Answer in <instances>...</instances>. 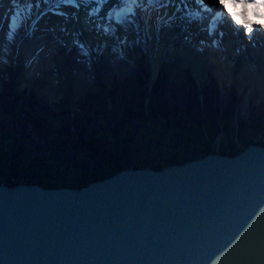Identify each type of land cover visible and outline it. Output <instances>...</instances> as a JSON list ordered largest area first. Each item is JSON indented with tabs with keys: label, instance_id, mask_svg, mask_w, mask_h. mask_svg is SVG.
Listing matches in <instances>:
<instances>
[{
	"label": "rangeland",
	"instance_id": "obj_1",
	"mask_svg": "<svg viewBox=\"0 0 264 264\" xmlns=\"http://www.w3.org/2000/svg\"><path fill=\"white\" fill-rule=\"evenodd\" d=\"M25 1L26 3L29 1L31 4L39 3L40 7L35 10H41L43 17H49L50 20L55 18L51 22L59 19L61 25L58 26L59 22H57L56 26L54 24L44 29L46 33L54 34L58 43L61 40H65L67 43L69 40L71 41L69 46L72 47L71 43L74 40L73 38L70 40V37L74 33L78 37L80 31L85 33L88 30L84 27L80 28L79 31H74L78 20L83 21L87 26H91L90 28L95 30L93 35L100 36V40L103 37L102 32H104V27L107 25L98 23L99 17L89 15L92 8L88 3L85 4L84 0H77L80 5L79 8L70 5L73 10V13L72 10L69 12L70 16L62 11L61 8L64 4H60L59 8L53 7L59 3V0ZM233 1L235 2V0ZM0 2L3 9L15 12L13 0H0ZM111 2L119 4L123 9L125 7L124 0H111ZM201 2L206 4V9L219 10L221 14L222 8L227 5H221L219 0H213L212 2L211 0H201ZM121 7L112 9L111 12L118 11ZM162 9L164 7L161 3H153L146 11L159 15L158 19L156 16L153 19L157 21L162 19L161 17L164 15ZM78 10H81V14L84 16L83 19L78 17ZM59 11L61 14H58ZM242 11H244L243 8ZM141 13L142 11L138 12L136 17L132 19L131 24L126 22L128 28H120L118 24L111 25V30L108 31V36H111V38L105 37V40H102L103 42L96 43L98 48H95V51L105 56L103 60H101L102 57L99 58L98 63L99 67L103 65L102 67L107 72L106 77L100 75V68H95L94 64L93 66L91 64L88 69L91 76L89 71L84 68V72H87L85 75L87 79L81 77L75 82L76 90L73 98L63 95L59 100L51 101L48 99L47 93L38 90L37 86L30 81L24 80V76L32 63L29 59L25 61L23 69L15 68L7 74L0 75V184L5 183L11 187L12 183L20 181V184L43 183L44 187L55 188L87 185V181L97 173V164L90 162L70 147L72 141L79 138L82 129H92L96 135L109 137L117 136L120 133L121 136L118 135V138L109 139L108 146L111 158L114 156L126 157L125 163L131 165V168L146 167L147 165L156 168L162 165L180 164L191 159L201 158L204 154L199 149L197 141L210 143L213 154L223 155H228L233 149L242 150L247 141L264 146V86L260 85L256 74L250 71L245 64L237 62L235 58L232 61L212 58L210 53L212 51L209 50L215 51L222 47L225 48V52L223 51L222 54L224 58L228 56L229 50L235 53L241 52L234 41H227V31L223 29L225 37L223 36L221 39L215 37L214 32L212 36L215 37L214 44L208 47L209 49L201 48L202 50H198L194 47V44L191 45V41L181 39L184 35L176 32L178 31L176 29L178 24L176 23V25L173 22L168 30L165 28V32L170 35V37L167 36L168 38L165 37V41L174 40L177 46L170 47L172 54H167V50L161 53L160 63L157 66L155 63V54L157 55V53L152 49V46L155 42L159 44L162 40L159 37H156V39L154 34H148L147 31H144L143 28L151 27L152 18L150 17L151 14H147L145 18ZM62 15L63 18L60 17ZM86 16H88V19H86ZM189 18L194 22L193 25L197 27L196 30L203 27L207 30L208 22ZM145 20L148 21V24L145 23ZM143 23H145L144 27ZM157 24L160 26L163 23L157 21ZM25 25L22 28L21 40L23 43L26 42L27 45H30L31 38L25 39V36L27 34L34 35L35 32H33L32 26H27L28 23ZM97 25H101L99 29ZM144 49L150 56V78L142 86L135 78L133 68ZM174 51L175 53H173ZM250 52L256 54V56L253 59L250 58L249 62L258 61L262 63L264 61L262 48H256ZM59 72L61 76L63 75V80L68 79L66 70L64 72L63 69L62 72ZM191 78H193L199 90L208 85L217 86V105L220 106V109L224 105L226 107L230 106L233 93L236 95V103L232 107L233 112L229 119L228 134L221 130L225 118L217 119L214 132L205 129V133L207 136L209 135L210 140L207 141L197 132L196 122L201 120V116L206 113L200 112L197 108H187L183 105L186 102V94L189 88L191 89V85H187V81H190ZM117 80L124 85L129 81V84L126 86L125 91L121 93V96L113 101L108 92ZM96 82L101 85L99 90L95 86ZM155 82L160 85L161 95L159 101L154 100L152 93ZM8 84L13 88L11 95L6 94ZM65 85L70 88L69 83L65 82ZM96 91L102 92L100 94L102 100L99 102L89 101L87 95ZM32 92L36 93L37 103L27 101V96H22V100L16 99L21 94L26 93L29 95ZM172 95L180 102L174 101ZM82 99L85 101H82ZM26 101L29 102L28 105L30 104L31 108L26 106ZM38 103L40 106L37 105ZM151 104L154 107L153 109ZM244 105L245 108H243ZM244 109L246 111L243 112ZM188 126L193 128L189 132L195 135H188L186 131ZM55 141H59L60 148L67 151L69 162L64 165H61V160L57 162L56 160L60 156L62 159L65 157L58 153L53 154L50 150L51 144ZM185 142L188 144L181 147L180 152L174 151L178 144H184ZM118 144L123 148L119 147ZM124 147L129 149L127 150ZM173 153L176 154L175 158L172 157ZM13 160H16L15 164L18 167L12 168L6 163V161L14 162ZM110 170L105 172V175L108 176Z\"/></svg>",
	"mask_w": 264,
	"mask_h": 264
},
{
	"label": "water",
	"instance_id": "obj_2",
	"mask_svg": "<svg viewBox=\"0 0 264 264\" xmlns=\"http://www.w3.org/2000/svg\"><path fill=\"white\" fill-rule=\"evenodd\" d=\"M0 264H264V146L82 187L1 183Z\"/></svg>",
	"mask_w": 264,
	"mask_h": 264
},
{
	"label": "bare ground",
	"instance_id": "obj_3",
	"mask_svg": "<svg viewBox=\"0 0 264 264\" xmlns=\"http://www.w3.org/2000/svg\"><path fill=\"white\" fill-rule=\"evenodd\" d=\"M212 1L213 0H211V2ZM17 2L18 3H26L25 0H17ZM95 2H96L95 0H88V5L91 8H93L95 6ZM146 2H147V0H145V3ZM27 3H29V1ZM154 3L157 4V3H161V2H160V0H155ZM165 3H166V1L163 0L162 4L166 6ZM115 4H117V3L111 2V0H108L106 2L105 6L102 8L101 13H100V15L102 17H105V19L101 20L99 18V22L98 23H100V24L104 23L106 25L109 24V21L106 18L107 14L112 9H117L118 7H121L119 4H117V5H115ZM224 4H227L225 6V8H226L228 14H229V12H231L233 15L236 16V19L242 20L240 18V16H241V11L240 10L243 8L241 5H239L238 3H235L233 0H228L227 3H226V0H224ZM70 5L71 4H66V5L64 4L63 8H61V9H63L62 11L64 13H66L67 15H69L70 14L69 12L72 10ZM180 7L182 9V6H180ZM170 8L171 7H169V9ZM35 9L36 8L32 9V14H31V16L28 19L22 21V26L20 27L18 35L15 38V42L9 44L7 49L5 50V48L3 47L4 32L7 29L8 25L10 24L11 17L15 14V12L14 11L13 12L6 11L5 9H3L2 3L0 2V75L7 74V72H9V71H11V70H13L15 68L23 69V67H24L23 65L25 64V61L27 59H29V61H31L32 63L29 66L26 75L24 76V80L30 81L31 83H33L34 85L37 86L38 90H43L44 93H47L48 94L47 95L48 99L51 100V101H57L63 95H68L71 98H73V96L75 94V90H76L75 82L81 77L87 79V76H85L87 74V72L86 71L84 72V68L87 71H89L90 76H91V72L88 69L91 66V64L93 66L94 59H95V61H97V59L102 57L101 60H103V58H105V56H103V54H100L98 51H93L92 53L91 52L87 53L88 52V46H85V48H80L79 44H81V39L78 38L75 35V33H74V35L72 37H70V40L73 38V40H74L73 45H75V47L72 46L73 47L72 48V47L69 46V42H71L69 40H68L67 43L65 42V40L64 41L61 40V42L58 43L56 41V37H54V34L46 33L44 29L46 27H51V25L53 26L54 24L56 26L57 22H59V19H56L55 22H51L53 19L55 20V18L50 20L49 17H47V18L43 17V13L41 12V10L40 11L39 10L36 11ZM187 9H189V8H187ZM122 10H123V8L121 7L120 10L115 11V12H121ZM248 11H249V16H248L249 18L248 19H253V17L250 15L251 9H249ZM71 12L73 13V10ZM162 12L165 14V16L161 17L162 19L157 20L158 22L160 21V22L163 23V24H160V26L157 24L156 20L155 21L153 20L155 16L158 19L159 15H154L153 12L152 13H148V11H145V10H143L142 13H141L143 15V17H145V18H146L147 14H151L150 17L152 18L151 27L150 28H143L144 31H147L148 34H154L155 38L159 37V39L162 40L159 44H157V42H155L154 46H152V49L155 50V52L157 53V55L155 54V57H156V62L155 63H156L157 66L160 63L159 62L160 61V57H161L160 54L165 52V50H167V52H166L167 54H169V53L172 54V52H170L171 48H173L175 45L177 46L176 41H174V40H171L172 42L171 41H168V42L165 41V37L166 38H168L167 36L170 37L169 33L165 32V28H167V30H168L170 25L173 23V22H171L173 20L175 22L178 21V23L180 24V25H178L176 27V29L178 30L176 32L182 33L184 36H187L190 39H192V40H189V41H191L190 43H191L192 46L194 44V47L196 49L202 50V49L208 48L207 46H204L203 44H199V41H202L204 37H206V39H208V42L211 44V46L214 44L213 42H214L215 37H213L214 38L213 39L212 36L214 35V32H215L216 27H217V24H213L211 29H209L208 24H207L206 27H208V29L205 30L206 36H202L203 33H201L200 39L198 40L197 38H191V36H189V34H193V33L197 32V30H196L197 27L196 26H194L193 24H187V22H184L183 25L181 24V20L182 19L183 20H187L188 18H181L180 19V18H178L176 16L173 17V15L171 14L172 11H169L166 8L164 10L162 9ZM58 13H60V11ZM77 14H78V17H80V19L82 17L84 18L83 14H81V10H78ZM224 16L227 17V15L225 13H224ZM224 16L220 17V18L222 19V18H224ZM230 16H231L230 17V22L234 23V20L231 19L232 15H230ZM60 17L63 18L64 16L62 15ZM86 19H88V16H86ZM192 19H195V18L193 17ZM33 21H35V22H33ZM116 21L117 20L115 18H113V20L111 21V25L113 26V24H118L120 28L121 27H127V23L126 22L120 23V22H118V21L116 22ZM190 21L193 22L192 20H190ZM221 21H227V20L223 19ZM147 22L148 21L145 20V23H147ZM26 23H28L27 26H32L33 27V25H34V27H33L34 31L33 32H35V34L31 35V36L29 34H27L25 36V39H30L31 38L30 45H27L26 42L23 43L22 40H21V35L23 33V29L22 28L26 26L25 25ZM145 23H143V27H144ZM210 23H212V22H210ZM61 24L62 23L59 22L58 26L61 25ZM84 27H86L88 29V30H86V32H88V36H89L90 30H91V28H90L91 26L85 25L83 23V21H79L78 20V23L75 26V30L74 31L81 30L80 28H84ZM116 29H117V27H116ZM102 33H103L102 34L103 37H102L101 40H100V38H101L100 36H98L96 34H94V36L96 38H98L99 41L105 40V37L111 38V36L110 37L108 36V32L104 31ZM242 34L245 37L243 39L245 44H249V42L251 44V42H253V40L251 38L252 33H251V35H249L245 28H244V32ZM224 37H225V33H224ZM222 40H224V39H222ZM227 41L229 42L228 38H227ZM231 41H234V43L238 45V48L241 49L240 53H235L234 51L231 52V50H229L228 53L230 54V56L228 54V56H226V58H224V56L222 54L225 52V48L222 47L221 49L215 50V51H213L212 49L208 48L210 51H212V52H210L211 55H212V58L224 59L225 61L226 60L232 61V59L235 58L237 60V62L245 64V66L248 69H250V71L254 72L256 74L257 80L260 82V85L264 86V61L262 63L261 62L259 63L258 61L257 62L256 61H254V62L250 61L249 62L250 58L253 59V57H255L256 54H254V53L252 54L250 51H248L249 49H247V48H245L246 50L243 49L244 47H242V45L239 42H237L236 40H231ZM97 43H100V42H97ZM217 43H218V41H217ZM165 44H167L168 46L165 45ZM69 47L71 48V50H69ZM94 47L98 48V44L95 43ZM154 47H156V48H154ZM256 48H259V46H256L254 49H256ZM83 49H85V50H83ZM156 49H157V51H156ZM188 51H189V49H188ZM252 51H254V50H252ZM84 52L87 53V54H85ZM173 53H175V51ZM71 54L74 55V59L75 60H73V61H74V63H76V66L74 65V63L72 62V60L70 58V57H72ZM218 54H220L221 56L218 55ZM246 55H248V56H246ZM111 56H113V55H111ZM196 56H197V54H196ZM210 61L213 62V60H211V59H210ZM77 64H78V68H79L80 64L82 65L79 68L82 71L77 69ZM94 66L100 68V70L99 69L98 70H99V73H100V75L102 77H106L107 72H105L104 68L102 67L103 65H101V67H99L100 65H99V63H97L96 65L94 64ZM63 69H64V72L66 70V76H67L68 79L63 80V78H62L63 75L61 76V73L59 72V71L62 72ZM188 79H189V77H188ZM65 82L70 84V88L65 85ZM209 89H210V87H209ZM233 91L236 92L235 90H233ZM236 94H237V92H236ZM234 101H236V100H234ZM245 107L246 106L244 105L243 108H245ZM244 111H246V110L244 109L243 112Z\"/></svg>",
	"mask_w": 264,
	"mask_h": 264
},
{
	"label": "trees",
	"instance_id": "obj_4",
	"mask_svg": "<svg viewBox=\"0 0 264 264\" xmlns=\"http://www.w3.org/2000/svg\"><path fill=\"white\" fill-rule=\"evenodd\" d=\"M149 62H150L149 55L147 54V52L143 51L140 59L136 63V66L133 68L134 76L140 82V85H142V86H144L145 83L150 78V73H149L150 64H149ZM128 84H129V81H127L125 83V85L122 84L121 82H119L118 80L114 82L112 88L108 92V94L112 97L113 101L117 100L121 96V93H123V91H125V89L127 88L126 86ZM187 85H191V89L189 88V91L187 92L186 97H185L186 102H184L183 105L187 108H193V107L197 108V110H200V112L206 113L205 115L201 116V120H198V122H196L197 132L200 135H202L204 139H207V141H208V140H210V138H209V135L207 136V134L205 133V129H208L209 132H214V129L216 128L217 119L218 118H225V121L223 122V125L221 126L222 129L221 128L220 129L222 131H225L224 133L228 134L229 119H230L231 114L233 112L232 107L236 103V101H234V100H236L235 94L233 93L232 98L230 99V104H229L230 106L226 107L224 105L226 108L223 106V108L220 109V106L218 107V105H217L218 104V88L216 85H208L200 91L198 89V87L196 86L195 82L193 81V78H191L190 81H187ZM95 86H97L98 90H99L101 85H100V83L98 84L96 82ZM159 86H160L159 83L155 82V84L153 85V88H152L153 97H154V100H156V101H159V97L161 95V91H160ZM6 87H7L6 94L11 95V91L13 88L11 87L10 84H8ZM209 87H210V89H209ZM35 94L36 93H34V92H32L29 95L24 93V94H21V96L19 98L17 97L16 99L22 100V96H27V98H28L27 101L30 100V102H32V103H37V98H36ZM100 94H102V92H100V91L91 92L87 95L88 100L99 102L100 100H102ZM173 98H174V101H176L178 103L180 102V100L176 99L174 96H173ZM27 101H26V104H27L26 106L31 108V105L30 104L28 105L29 102H27ZM82 101H85V100L82 99ZM37 105L40 106L39 103ZM151 108L152 109L154 108L152 104H151ZM192 129L193 128L191 126H188V128L186 129L188 135L192 134L189 132ZM118 135L121 136L120 133H118ZM118 135L117 136H111V137L106 136V135L102 136V135H96L92 129L91 130L82 129L79 138H77L76 140H73L72 143L70 144L71 149L76 150L78 153H80L81 156L88 159L90 162L97 164V168L99 171L97 170V173L94 174V176L92 178H90L89 181H87L88 183H90L92 181L101 180L102 178L106 177L107 175H105V172H107L109 169H111V170L109 171L108 176H111V175H113V174H115L121 170L127 169L131 166V165H128L127 163H125L126 157H115L114 156L111 158V152H110V148L108 146L109 145V139L110 138H113V139L118 138ZM192 135H195V134H192ZM188 142H190V141H188ZM251 143H252V141H247V144H245L244 148H246ZM187 144H188L187 142H185L184 144H178L174 151L180 152V148L186 146ZM197 144L199 146V149L204 154V156L212 153V150H211L210 145H209L210 143L208 144V142L204 143L203 141H197ZM118 146L122 147L120 144H118ZM244 148H242V150ZM125 149L128 150L129 148H125ZM50 150L52 151L53 154L58 153V154H61L62 156L65 157L64 159H62V157L60 156L59 159L56 160V162L61 160L60 161L61 165H64V164L69 162V160L67 158V151L63 148H60V142L59 141L53 142L50 146ZM242 150H240V149L234 150L233 149L228 153V155L229 156L237 155V154L241 153ZM59 151H61L62 153H60ZM174 156H176L175 153H173L172 157H174ZM52 157H54V156H52ZM13 161L14 162H12V161L7 162L6 161V163L8 165H10L12 168L18 167L15 164L16 160H13ZM10 166H8V167H10ZM166 166H168V165H162V166L156 167L155 169H162ZM8 167H7V169H9ZM134 168H139V167H134ZM19 184H20V181L14 182L10 186L15 187ZM38 184L44 186L43 183H38Z\"/></svg>",
	"mask_w": 264,
	"mask_h": 264
},
{
	"label": "snow or ice",
	"instance_id": "obj_5",
	"mask_svg": "<svg viewBox=\"0 0 264 264\" xmlns=\"http://www.w3.org/2000/svg\"><path fill=\"white\" fill-rule=\"evenodd\" d=\"M107 0H96L95 6L92 8V11L89 15H95L99 17L101 20L105 19L100 15L102 8L105 6ZM155 0H124L125 7L121 12H109L107 14V20L109 24L104 27V31L108 32L111 30V21L115 18L118 22L124 23L127 22L131 24L132 19L136 17L138 12L147 9L150 5H152ZM15 4V14L11 17V22L8 25L7 29L4 32L3 36V47L5 50L7 49L8 45L15 42V38L18 35L19 29L22 26V21L28 19L32 14L33 8H39V3L31 4V3H18L17 0H13ZM84 3L87 4L88 0H84ZM221 5L224 4V0H219ZM235 3L241 5L244 11L241 15L244 17V20L236 19V16L229 12V15H232V19L235 21L236 24L243 23L244 28L247 30V33L251 35L254 31V24L260 25L264 27V0H235ZM60 4H71L77 8L80 5L77 3V0H59V3L55 4L54 8H59ZM179 7V5L177 6ZM185 8L188 7L187 4L184 5ZM249 9H251L250 15L253 19L249 20ZM61 14V13H58ZM34 27V25H33ZM100 25H97L99 29Z\"/></svg>",
	"mask_w": 264,
	"mask_h": 264
},
{
	"label": "flooded vegetation",
	"instance_id": "obj_6",
	"mask_svg": "<svg viewBox=\"0 0 264 264\" xmlns=\"http://www.w3.org/2000/svg\"><path fill=\"white\" fill-rule=\"evenodd\" d=\"M148 166V165H147ZM150 166V165H149ZM155 169V168H154Z\"/></svg>",
	"mask_w": 264,
	"mask_h": 264
}]
</instances>
